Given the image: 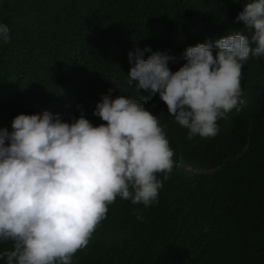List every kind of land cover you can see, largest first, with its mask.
I'll use <instances>...</instances> for the list:
<instances>
[{
    "label": "clouds",
    "instance_id": "clouds-1",
    "mask_svg": "<svg viewBox=\"0 0 264 264\" xmlns=\"http://www.w3.org/2000/svg\"><path fill=\"white\" fill-rule=\"evenodd\" d=\"M166 1L164 10L175 13L182 35L178 54L174 44L155 33L166 26L164 19L145 31L144 25L140 31L124 28L133 42L126 52L127 83L144 89L140 102L110 88L92 109L106 123L93 125L82 112L61 119L54 105L93 96L95 88H80L92 78L79 65L66 73L74 83L55 79L25 88L21 97L27 107L15 115L0 105V243L11 241L0 251L2 264H72L96 231L107 230L117 196L144 207H165L162 185L172 173L208 178L217 189L220 178L213 175L219 169L234 177L264 147V124L222 121L254 106L241 68L249 57L264 63V0L238 2L234 20L243 23L235 27L216 21V0ZM9 39L8 25L0 23V41ZM166 111L186 128L180 139L196 151V160L184 157L166 138L157 119ZM217 137L219 142L203 148ZM210 151L219 155L218 165L212 166ZM257 206H264V194ZM233 228L240 239L234 241L248 247L243 223ZM178 230L187 232L183 250L205 246L202 231Z\"/></svg>",
    "mask_w": 264,
    "mask_h": 264
},
{
    "label": "trees",
    "instance_id": "trees-1",
    "mask_svg": "<svg viewBox=\"0 0 264 264\" xmlns=\"http://www.w3.org/2000/svg\"><path fill=\"white\" fill-rule=\"evenodd\" d=\"M216 1V21L233 27L243 23L234 17L237 3L246 0ZM168 6L166 0H0V23L8 25L10 36L7 43L0 41V105L7 115H15L27 107L21 97L25 88H40L55 79L74 83L66 73L84 65L92 79L82 81L80 88H95L93 96L54 105L52 111L63 120L82 112L93 125L106 123L92 114L101 94L111 88V92L140 102L145 92L127 83L130 63L126 52L133 42L126 36L125 27L140 31L144 25L145 31L164 19L166 26L158 27L155 33L174 44L175 53L182 48L178 18L164 10ZM241 72L245 92L256 98L254 106L232 112L222 121L231 124L232 120H247L251 125H262L264 63L249 57ZM157 119L176 150L196 160V151L180 139L187 135L186 128L167 111ZM219 141L220 137L206 141L203 148ZM209 157L212 166L220 163L216 152L210 151ZM243 165L245 171L234 177L230 171L219 169L213 175L220 178L217 189L208 178L184 171L172 173L162 185L165 207H144L117 196L105 222L109 224L107 230L96 231L90 244L73 255L72 264H264V206H257L264 194V147ZM252 200L257 201L250 203ZM238 221L246 229L248 247L236 242L240 239L233 227ZM187 228L202 231L206 244L201 250V246L192 251L182 249L180 243H186L183 235L187 232L178 229ZM10 245L11 241L0 243V251Z\"/></svg>",
    "mask_w": 264,
    "mask_h": 264
}]
</instances>
